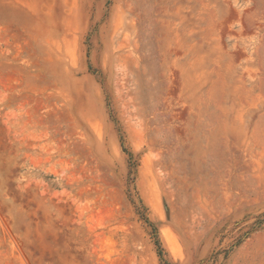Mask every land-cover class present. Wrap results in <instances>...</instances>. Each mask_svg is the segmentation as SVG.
<instances>
[{
  "label": "rangeland",
  "instance_id": "374dc122",
  "mask_svg": "<svg viewBox=\"0 0 264 264\" xmlns=\"http://www.w3.org/2000/svg\"><path fill=\"white\" fill-rule=\"evenodd\" d=\"M0 264H264V0H0Z\"/></svg>",
  "mask_w": 264,
  "mask_h": 264
},
{
  "label": "trees",
  "instance_id": "16d2710c",
  "mask_svg": "<svg viewBox=\"0 0 264 264\" xmlns=\"http://www.w3.org/2000/svg\"><path fill=\"white\" fill-rule=\"evenodd\" d=\"M159 254H161V250H159Z\"/></svg>",
  "mask_w": 264,
  "mask_h": 264
},
{
  "label": "bare ground",
  "instance_id": "6f19581e",
  "mask_svg": "<svg viewBox=\"0 0 264 264\" xmlns=\"http://www.w3.org/2000/svg\"><path fill=\"white\" fill-rule=\"evenodd\" d=\"M8 77V76H7Z\"/></svg>",
  "mask_w": 264,
  "mask_h": 264
}]
</instances>
